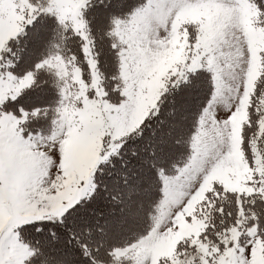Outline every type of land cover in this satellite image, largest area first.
Returning a JSON list of instances; mask_svg holds the SVG:
<instances>
[{"label":"snow or ice","instance_id":"1","mask_svg":"<svg viewBox=\"0 0 264 264\" xmlns=\"http://www.w3.org/2000/svg\"><path fill=\"white\" fill-rule=\"evenodd\" d=\"M0 264H264V0H0Z\"/></svg>","mask_w":264,"mask_h":264}]
</instances>
